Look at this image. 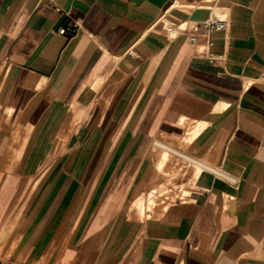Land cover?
I'll return each instance as SVG.
<instances>
[{
    "label": "crops",
    "instance_id": "0c3cea01",
    "mask_svg": "<svg viewBox=\"0 0 264 264\" xmlns=\"http://www.w3.org/2000/svg\"><path fill=\"white\" fill-rule=\"evenodd\" d=\"M201 2L0 0V264H264V0ZM194 130L206 179L131 217Z\"/></svg>",
    "mask_w": 264,
    "mask_h": 264
},
{
    "label": "rangeland",
    "instance_id": "374dc122",
    "mask_svg": "<svg viewBox=\"0 0 264 264\" xmlns=\"http://www.w3.org/2000/svg\"><path fill=\"white\" fill-rule=\"evenodd\" d=\"M214 3H199L198 6H206L211 7L215 4ZM224 19V18H223ZM3 117V114L1 115V118ZM189 131V129H188ZM186 135H184L182 138H171L168 135L160 134L156 137V139L153 141V143L150 146V151L152 154V164L154 165V173L152 178V183L149 186L148 190H151L152 188H156L158 184H161V193L162 195H159L157 197V206H155V209H153L154 213H159L161 209L164 210V208L168 205V203H171L175 200H183L188 195V187H195L197 185H201L202 182L206 179L208 176V173L205 171H202L199 174H194V166L193 163L186 161L176 155L170 154L167 158V160L164 161L163 170L160 173H157L155 170V163L157 160L160 159V149H157L153 153V147L154 143L156 141L162 142L163 144L171 147L172 149L178 150V152H181L182 154L186 155L190 158L189 150H188V144L186 143ZM171 171V172H170ZM170 173V174H168ZM161 182V183H160ZM144 196V195H143ZM131 210L133 211L132 216H136L138 219H142L143 217H139L137 215V212H135L136 209H134L133 206H131ZM1 257H4V255L0 254Z\"/></svg>",
    "mask_w": 264,
    "mask_h": 264
},
{
    "label": "bare ground",
    "instance_id": "6f19581e",
    "mask_svg": "<svg viewBox=\"0 0 264 264\" xmlns=\"http://www.w3.org/2000/svg\"><path fill=\"white\" fill-rule=\"evenodd\" d=\"M223 105H222V107H223ZM195 133H196L195 130L194 131H191L189 133V135L186 137V141H190L193 138V136L195 135ZM152 149H153V153L157 149H160L159 150V152H160V156H159L160 159L157 160V162L155 163V170L157 171V173L162 172L163 165H164V161L167 160V158H168V156L170 154L176 155V156L184 159L185 162L186 161L192 162L190 159H186V156L184 154H182L181 152H178V150L172 149L171 147L163 144L162 142L156 141L154 143V147ZM167 161H169V160H167ZM193 166H194V174L197 175L199 173L200 169H201V166H200V164L195 163V162L193 163ZM168 174H170V173H168ZM162 183L161 184H158L156 188H152L151 190H148V192L145 193L144 196L143 195L140 196L138 200L136 199V201H134L132 203V206L134 207V209H136L135 212H137V215L139 217L140 216L142 217L143 215L150 216V213L153 212V209L155 208V206L157 204L156 203L157 202V200H156L157 197L159 195H162V193L160 192L161 191V187H162ZM12 227H13V224L9 223L4 228H2V230L0 231V253L4 249L6 240L10 237L9 233H10Z\"/></svg>",
    "mask_w": 264,
    "mask_h": 264
},
{
    "label": "built area",
    "instance_id": "2783aa9c",
    "mask_svg": "<svg viewBox=\"0 0 264 264\" xmlns=\"http://www.w3.org/2000/svg\"><path fill=\"white\" fill-rule=\"evenodd\" d=\"M203 3H214L217 0H201ZM165 30L183 33L185 36L186 43L191 47L195 48L198 38L203 37L206 39V46L209 48L212 45L210 36L212 33L224 31L225 19L223 18H213L207 19L198 23L191 24H181L179 26H168L165 24L162 26ZM65 28H61L59 32L63 33ZM208 62H213V57H208Z\"/></svg>",
    "mask_w": 264,
    "mask_h": 264
}]
</instances>
